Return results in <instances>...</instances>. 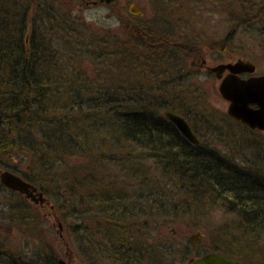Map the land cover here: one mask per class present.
I'll list each match as a JSON object with an SVG mask.
<instances>
[{
  "label": "trees",
  "instance_id": "trees-1",
  "mask_svg": "<svg viewBox=\"0 0 264 264\" xmlns=\"http://www.w3.org/2000/svg\"><path fill=\"white\" fill-rule=\"evenodd\" d=\"M251 2L246 8L253 12L249 11L246 19L261 24L264 38V2H258L257 10ZM65 5L61 0H0V165L9 166L4 157L20 149L34 153L41 150L43 157L54 153L66 156L65 151L76 149L84 151L86 158L100 161L101 178L97 174L91 177L89 172L82 178L77 171H63L65 193L59 196L62 204L74 200L76 217L88 213L93 208H88V203L93 200L98 209L90 215L102 219L109 229L105 242L115 244L123 237L116 258L111 256L116 261L108 264H148L149 258L137 247L139 242L132 241L129 245L136 251H128L125 238L136 226L129 221L147 214L149 208L143 210L142 205L159 195L167 202L181 201L191 206L222 202L240 219L239 228L246 236L235 238L231 246H245L244 255L232 249L226 254L242 264H264V250L257 251L264 237V168L260 166L264 150H256L250 162L239 164L236 158L206 147L200 140L196 145L190 143L162 115V110L170 109L187 118L188 111L181 108L193 109L198 103L192 102L202 99L186 94L190 73L169 59L177 52L186 54L185 58L192 54L189 40L175 41L149 25H128L131 27L125 29L123 38L88 52L103 58L107 68L112 67L110 71L114 69L106 80L109 86L96 88L94 81L70 78L68 61H61L64 51L71 54L82 47L76 41L77 28L71 24L67 26L71 31L65 30L71 14ZM44 24L47 30L42 29ZM48 26L56 34L68 32L74 38L67 50L59 47V51L56 41L49 39ZM180 85L182 91L176 89ZM185 101L191 104H183ZM251 131L262 136L257 130ZM29 139L36 144L30 145ZM147 163L150 168H146ZM110 164L118 167L115 176L110 173ZM84 204L85 210H81ZM83 227L80 224L76 228L83 231ZM157 260L153 256L151 264ZM0 262L58 264L51 258L38 257L28 262L19 257Z\"/></svg>",
  "mask_w": 264,
  "mask_h": 264
},
{
  "label": "rangeland",
  "instance_id": "rangeland-1",
  "mask_svg": "<svg viewBox=\"0 0 264 264\" xmlns=\"http://www.w3.org/2000/svg\"><path fill=\"white\" fill-rule=\"evenodd\" d=\"M117 1L112 6L109 4L86 5L80 1L78 5L69 6L71 14L68 11H61L69 13L70 16V21L64 25L65 30L71 31L67 28L71 24L77 28L76 41L82 47L74 53L66 54L64 51L72 44L74 38H70L68 32H65L66 35L60 31L56 34L57 31H51L52 29L48 26L49 39L56 41L58 50L59 47L63 48L65 56L61 58V61H68L67 64L70 67L62 63L70 74V78L73 77L78 82L80 79H88L95 82L96 88H106L109 86L106 80L111 78L114 69L110 71L112 67L107 68L103 58L94 56L95 54L90 55L88 52L99 50L101 46L106 45L104 43L124 36L125 29L131 27L128 25L152 26L155 32H164L167 37L175 41H177L176 38L187 39L189 40L187 44L193 46L188 47L193 52L188 57L185 58L186 54L177 52L173 53L175 55H171L169 59L181 68L186 67L190 73L185 82L188 89L186 94L202 98L201 101L192 102L198 103L194 105L195 109L188 110L182 107L181 110L188 111L186 120L193 131H197L196 136L203 145L228 157L236 158L239 164H244L243 160L250 162L251 157H256V150H264V140L258 132L246 129L242 124L227 117L228 103L218 92L219 82L208 71V67L243 58L255 64L257 75L264 74V38L260 33L263 28L260 23H250L246 19L248 12H253L252 9L246 8L250 0ZM61 2L67 4V0H61ZM258 2L261 4L264 0L251 2V4L255 3L256 10L260 6ZM131 4H137L143 8V15L130 14L128 8ZM43 28L47 30V25L44 24ZM229 34L230 40L225 41ZM203 60L206 61L205 66H202ZM178 87L176 89L182 91L181 85ZM176 97L183 96L177 94ZM183 104H191V102L185 101ZM202 107H204L203 113L200 111V109L203 110ZM165 110L167 109L162 110V115ZM32 139L38 140L36 137ZM32 139H29V144H36ZM23 148H25L24 145ZM238 150L244 151L242 153ZM39 152L34 153L26 149L12 150L9 153L10 156L4 157L6 159L4 163H8L5 165L9 166L0 165L2 171L9 168L17 169L21 174L32 179L43 190L49 202L43 207L35 206L20 194L0 184V218L6 219L5 221L0 219V261L19 257L28 262L38 257V259L51 258L58 263L60 259L69 261L71 256L70 264L110 263L113 261L111 254L115 253V249L112 248H115L117 242L118 245H122L123 237L120 241L116 240L115 244L105 242L109 229L102 219L90 215L91 211L98 209V205H95L93 200L87 206L88 208L93 206V208H89L88 213L81 212V216L76 217L75 212L72 211L75 209L73 208L74 200L62 204L59 196L65 193L63 171L68 173L77 171L82 178L89 172L91 177L97 174V177L101 178L102 173L98 169L100 161L96 163V160H91V156L86 158L84 151L76 149L65 151L66 156L54 153L55 155L43 157V152L41 150ZM147 165L146 168H150L149 163ZM109 166L113 176L118 174V167L111 164ZM260 166L264 168V161ZM152 170L156 175L153 166ZM155 175L152 177L153 181L156 179ZM149 199L148 204L142 205L143 210L149 208L148 215L144 214L135 221L134 219L129 221L136 226H133L134 231H130L131 236L125 238V243L128 245L132 241H137L140 244L137 247L145 250L147 246L151 248L154 240H163L167 243L181 242V246L187 247L188 251L197 255L212 249H218L222 253H231V249L243 255L246 253L245 246L239 247L241 249L231 248L232 240L243 239L246 236L239 228L240 219L222 202L213 200L191 206L181 201L167 202L161 195L151 196ZM4 204L8 206L5 210H3ZM84 206L85 204L81 210H85ZM8 222L11 224L10 227L3 226ZM80 224L84 226L83 231L76 228ZM172 233L175 235L172 236ZM196 234L201 236L200 240L195 244L190 243L187 237H194ZM263 247L264 237H261L257 251L263 252ZM248 252L250 253L249 250ZM147 258H149L148 264H151L152 257L147 256ZM175 264L185 263L176 262ZM251 264H253L252 261Z\"/></svg>",
  "mask_w": 264,
  "mask_h": 264
},
{
  "label": "water",
  "instance_id": "water-1",
  "mask_svg": "<svg viewBox=\"0 0 264 264\" xmlns=\"http://www.w3.org/2000/svg\"><path fill=\"white\" fill-rule=\"evenodd\" d=\"M109 1V0H107ZM131 14L143 15V10L136 5H131ZM256 66L250 60L236 59L233 62L219 63L209 70L220 81L218 92L220 96L228 102L227 115L239 121L250 129H257L263 133L264 137V74L252 75L246 79L239 75L242 73L253 74ZM228 74L223 77V73ZM165 118L172 123L180 134L192 144H198L199 140L194 134L188 121L172 110H165ZM0 183L20 194L32 198L35 203L43 204L47 201L43 193L39 192L36 198L32 193L36 188L24 181L18 175L5 170L0 171ZM61 227V225H59ZM200 235L190 237L189 241L196 243L200 240ZM62 264V260H60ZM191 264H239L235 259L218 252L207 253L191 262Z\"/></svg>",
  "mask_w": 264,
  "mask_h": 264
},
{
  "label": "flooded vegetation",
  "instance_id": "flooded-vegetation-1",
  "mask_svg": "<svg viewBox=\"0 0 264 264\" xmlns=\"http://www.w3.org/2000/svg\"><path fill=\"white\" fill-rule=\"evenodd\" d=\"M80 1L83 2V3H85L86 5H95V6L96 5H99V4H109V5L112 6L113 4H115V3L118 2L117 0H109V1H107V0H79V1H77V0H67V4H68V6L72 7V6H75V5L80 4L81 3ZM131 5L138 6L137 4H131ZM131 5L128 8V12H129V9H130ZM138 7L141 8L140 6H138ZM141 9L143 10V8H141ZM132 15H137V14H132ZM138 15H141V14H138ZM228 62H231V61H228ZM202 63H203L202 66H205L206 65V61L205 60H203ZM212 67L213 66L208 67V71H210L209 69L212 68ZM227 74H228V72L225 71L223 73V77L226 76ZM239 76L241 78L246 79V78L250 77L251 74L242 73ZM0 171H1V168H0ZM11 171H13L15 174H17L18 176H20L24 181L32 184L36 188V191L32 193L36 198H38L37 197V194L39 192H41V193L44 194L43 190L39 186H37L36 183L32 179L26 177L24 174H21L17 169H13ZM21 196L24 197V198H26L28 201H30L35 206L43 207V206L49 204L48 200L45 203H43V204H39V203H35L32 198H30V197L27 198L26 195H21ZM7 207L8 206H6L4 204L3 205V210H5V208H7ZM50 209L53 210V207L50 206ZM174 235L175 234L172 233V236H174ZM196 235H198V234H196ZM189 238L187 237V240L188 241H189ZM190 243L195 244L193 242H190ZM196 243H198V242H196ZM180 244H181V242H179V243H176V242L167 243V241L165 242L163 240H154L153 244L151 243V248H149L147 246V248H145V250L142 249V248L141 249L144 251V252H142L143 255H145V256H152V257L153 256H156L158 258V260H157V262L155 264H175L176 262H184L185 264H191V262L193 260H195V259H197V258H199V257H201V256H203V255H205L207 253H210V252H219L216 249H212V250L207 251V252L202 253V254H198V255L197 254H192L190 251H188L187 247L181 246ZM148 245H150V244H148ZM126 247H127L128 251H136V249H134L132 245H128ZM119 248H121V245H117L116 249L114 250L115 253L118 252L117 249H119ZM138 251L139 250H137V254L135 253L136 257H138L140 255V253H138ZM127 252L125 251L124 254H127ZM115 253L112 252V254H111L112 256H114V259L116 258V254ZM122 254H123V252H122ZM223 254H225V255H227V256L235 259L240 264H242L241 261H239L238 259L232 257L231 255H228L226 253H223ZM60 260H62V259H60ZM60 260L58 261V264H61L60 263ZM70 260H71V256H69V261ZM69 261L64 259V260H62V264H70ZM115 261H113V262H115ZM0 264H4V263L0 262Z\"/></svg>",
  "mask_w": 264,
  "mask_h": 264
}]
</instances>
